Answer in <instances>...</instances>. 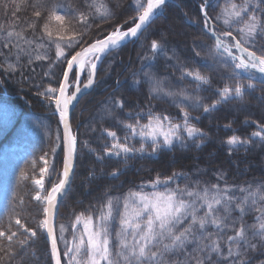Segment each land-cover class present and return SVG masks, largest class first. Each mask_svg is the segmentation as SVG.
<instances>
[{
	"label": "snow or ice",
	"instance_id": "snow-or-ice-1",
	"mask_svg": "<svg viewBox=\"0 0 264 264\" xmlns=\"http://www.w3.org/2000/svg\"><path fill=\"white\" fill-rule=\"evenodd\" d=\"M132 5L133 16L123 23L112 24L111 29L99 28L91 42L86 37L95 22L103 25L116 19L103 0H83L82 8L73 7L71 2L48 6L46 0H35L31 4L35 19L28 21L26 27L18 31L10 26L5 30L0 25V47L9 49L7 53L0 51L3 57L0 69L4 72L23 75L24 57H27V66L51 61L49 71L43 74L47 77L52 76L53 65L62 66L56 86L49 84L38 94L54 104V114H58V123L63 127L62 135L57 132L52 141L50 152L33 159L30 167L20 172L17 190L13 193L18 203L6 210V221L0 220V264H24L22 253L32 248L40 231L47 235L51 264H253L254 254L264 256V183L240 186L238 191L243 195L236 197L227 184L223 188L218 183L201 187L196 182L193 186L173 189L170 184L178 175L175 172L165 178L158 174L150 185L142 184L122 198L107 196L95 214H76L70 239L66 236L69 227L65 224L58 226L57 234L58 200L69 191L75 175V161L83 149H88L98 161L107 157L122 158L126 162L146 152L155 155L164 149L171 150L177 143L185 147L188 140L200 141L196 144L200 147L206 136L191 123L187 106L177 101L174 103L182 113L179 122L169 115L149 110L137 112L135 116L129 112L127 120H119L123 135L103 129L108 140L103 154L92 148L87 140L78 141L73 133L70 111L96 83L98 65L126 43L140 39L163 14L167 0H132ZM119 6L118 3L116 7ZM211 7L209 0H202L199 5L203 30L212 41L210 55L228 71L229 82L216 89L217 99L204 104L199 96L167 91L162 81L145 73L152 98L161 94L179 95L197 109L210 113L221 103L242 100L247 91L255 90L253 81L264 86V0H225L214 17L209 13ZM19 10L17 5L15 11ZM218 25L223 26L222 30ZM38 28L39 36L36 35ZM29 29L35 39L25 36ZM53 47L54 59L49 55ZM159 54L166 55L163 41L153 39L150 55H145L144 59L151 61ZM29 70L35 72V68L29 67ZM180 71L181 78L191 77L198 89L211 85L210 78L200 71L185 68ZM36 87L39 89L40 85ZM113 103L115 108H124L121 100ZM142 119H146V123H141ZM256 129L247 139L235 134L228 137L225 143L229 152L250 141L264 142V124L256 123ZM137 139L139 147L132 142ZM58 149L62 151L60 169L56 167ZM92 175L90 172L89 177ZM110 175L118 177L119 173L114 170ZM25 181L33 185L29 194L40 207L32 217L35 227H30L28 220L22 219L21 213L16 211V207L25 204L20 193ZM162 185L164 189L160 190ZM149 186L152 191L145 192ZM40 215L42 219L38 218ZM248 215H253L251 223L246 219ZM61 243L63 250L59 247ZM256 264H264V259Z\"/></svg>",
	"mask_w": 264,
	"mask_h": 264
},
{
	"label": "trees",
	"instance_id": "trees-1",
	"mask_svg": "<svg viewBox=\"0 0 264 264\" xmlns=\"http://www.w3.org/2000/svg\"><path fill=\"white\" fill-rule=\"evenodd\" d=\"M29 1L31 2L30 7H25L24 9L22 7L20 10V15L17 18L10 19L9 17H6L8 23H19V18L23 15L26 17V20L31 21L35 19V17L33 16L34 9L31 7V4H33L35 0ZM69 2L72 3L73 7L82 8L83 0H46L48 6H51L52 4H66ZM128 2L129 0H122L121 4H119L123 8V5L125 4L126 6ZM4 3L5 2H0V4ZM184 3H187L188 7L194 5L193 3L189 4L191 3V0H185ZM120 6L113 7V12L116 15V19L110 21L108 24L101 25L100 28L110 29L112 24L124 22L122 21V13H125L122 12L123 10ZM168 6H170L168 8L170 10H167L170 13V18L167 22L169 28L175 27L179 30L180 25L181 28H185L186 30L188 29L189 32L192 33L190 34L192 37L184 36V38H181L182 40L179 39L181 41V44L176 43L177 45H174L176 47V53L180 56H184L188 62H191L192 60L200 68L215 74L216 78L212 77L213 84L208 86L211 87V92L212 95H214V100L217 99L216 89L222 88L226 82H229L228 71L223 66L219 65L217 61L213 58V56L210 55L209 46L212 44V41L207 38V35L204 34L200 30V28L193 27L187 24L184 18L181 16L182 11H179L176 6ZM183 11L188 17H190L185 10V6H183ZM209 13L210 15H212L210 10ZM43 14L46 15L47 13L45 12ZM1 17L4 18V16ZM163 18L164 15L156 19L154 24L159 22ZM194 19H198L196 15H194ZM194 19L192 20L197 21ZM0 23L2 24L1 21ZM93 25H96V23H94ZM20 26L21 29L25 27L22 25ZM124 27L126 28L128 27V25L124 24ZM38 32H36L37 36H39L37 34ZM164 33L166 32L164 31ZM25 34H27L25 35L26 37L35 39L31 29L26 31ZM94 34L96 33L91 32L89 34V37L95 39ZM157 36L156 38L151 37L149 39L148 36L146 37V35H143L138 42L127 45L122 48V54L120 55L122 56V58L120 59L123 60L122 64L126 68H124L123 71L122 69L119 71L116 82H113L114 84L112 85V89L108 90V92L106 93H99L105 94L104 96L99 94H97L98 96H92L90 98L91 101L85 107L77 109L76 114L75 112L73 113V127H76V125L79 123V119L82 118L83 120L87 114H89L90 118L92 119V117L96 113V110L98 109V107H100V104L102 103L100 101L97 102V99H106L109 96H111V101L113 102L114 100H121L124 103V108L122 109L123 112L121 111L123 116L122 120H127L129 112H131L133 116H135L137 112L147 113L149 110L156 113L160 112L161 114L169 115L177 122L182 120V113L180 112V109H175V107H173L169 103L162 101L161 98L157 100L150 96L149 86L147 82L143 79V72L140 71L139 65H135L138 62L142 63L141 52L145 49V47V52L150 51V43L153 39H162L161 35L160 37ZM164 39H166V37H164ZM147 40L150 41L147 43ZM162 41L166 42L165 40ZM89 42H91V40ZM166 43L171 44L170 42ZM165 46L166 45L164 44V48ZM197 49L201 51L199 55H196L197 52H191V50ZM3 52H5L4 49ZM172 55L177 60V56L174 52H172ZM207 58L208 63L204 64L203 62ZM0 60H2L1 57ZM145 61L148 60H145L143 56V62ZM213 62L215 64H213ZM128 68L129 70L127 71ZM136 69L137 71H139V73L136 72ZM7 75L9 80V82L7 81L9 86L8 91L10 93L15 94L19 93L20 91H18V87L22 84V81L18 77H16V73H7ZM13 77L15 78V80H13ZM136 81H140L141 83L136 84ZM173 81L175 85H179V80L175 74L173 76ZM253 83L256 85L255 90H252V96L256 97V100L254 102L255 106H257L256 108H261L264 110L263 101L257 95L258 90H261L262 88L264 89V86H262L259 82L256 81H253ZM32 84V81L30 80V78H28L25 84L26 87L30 88ZM109 87L110 86H108L107 89ZM204 90L205 97H207L206 87H204ZM93 93L94 92L92 91L86 96H90ZM247 93L248 94L246 95H249V92ZM244 98L242 100L238 99V101L244 102ZM202 101L204 104H207V101ZM236 101L237 99H233L223 105L219 104L216 108V112L212 111L210 113H204L200 111L202 108H199V110L197 111L187 110L190 113L191 123L196 127L201 128V130L206 134L200 147L196 146V144L200 143V141L194 143L193 141L189 140L188 145L185 149H181L178 148V146H174V148L171 150L164 149L160 151L159 153L155 154L154 158H150L149 156L144 154L142 156L137 155L136 157L131 158L126 162L122 158L117 159L107 157H105L103 161H98L94 154H90L91 159H89L88 154H85L83 158H86V160L84 161L86 165L79 167L78 163L81 164L83 159H78L75 175L76 183L75 181H73L70 192L60 207L57 220L61 221L60 223H62L63 218L64 220H66L67 216L73 217L76 212H83L85 214L96 213L100 202L105 199L104 197H119L120 195H125L130 190L136 191L142 184L150 185V181L155 179L158 174L161 178H165L172 176L173 172L177 173L178 175L170 184V187L173 189L177 187L184 188L185 185L193 186L196 182H199L201 187L217 183L220 186H225L226 184L227 186L237 185L236 189L233 190V194L235 196L236 192H239L238 188L240 185L246 187L248 185L255 186L259 183H264V172L257 170V167L264 166V142H260L258 139L255 141H250V143L247 145L237 146L238 150H232L231 153L229 152V146L225 143L226 139L233 134L241 137V139H247L251 136L252 132L257 130L256 123L264 124V112L262 114L257 113L252 115H245L239 112L236 113V111L234 112L233 110H229L228 108H226L228 104L235 103ZM33 105L34 108L37 109L36 104ZM222 112H224L226 118L224 120H218L217 117L220 115L216 113L222 114ZM141 123H146V119H142ZM226 125H230V127H226ZM82 126L83 123L79 127V140L84 141L87 137L91 147L96 149L97 152L103 154L102 150L106 143L104 141H94V137L97 132L100 135V133L103 131H99L96 127V131H92L84 135ZM101 128H104V126H101ZM86 129L87 127H85V130ZM107 129H110L109 126L107 127ZM214 132H217L218 134H216L219 142V144L217 145L214 143L215 139L212 138L213 134H215ZM122 133H124V129ZM8 137L10 138V135H7V138ZM133 143H135L136 146L139 147L138 140H134ZM242 151H245L243 153L244 155L241 153ZM36 152L37 150L35 148L34 150L31 149V156H33L32 158H34V155L37 154ZM183 152L187 153L188 155L182 154ZM238 153H241V155H237ZM58 154L59 161L62 162V151L60 150ZM219 156H221V158ZM243 156H246V158H242ZM179 157L181 159H178ZM206 159H209L212 162L213 168L211 169V172H209L208 168H206V166L203 164V160ZM189 161L193 163H188ZM250 161L252 162L250 163ZM246 163L248 165L245 169L244 164ZM24 165L25 164H21L20 166L19 164L17 165V172H14L16 176L15 179H17V174H19L21 170L24 169ZM98 166H100V169ZM114 170L118 171V177H113L110 175ZM222 170H224L226 175L224 176V178L218 179L215 174H218V172ZM90 172L93 173L91 178L89 177ZM147 173L150 174L146 175ZM145 181L147 182V184L145 183ZM21 189L22 188H20V192ZM163 189L164 186L162 185L160 187V190ZM16 190L17 185H15L13 193ZM240 195H242V193H240ZM39 211L40 207L38 205L34 206L32 203H25L24 208H22V210H20L19 212L21 213V215L31 213L32 215L30 216V219L27 220L29 222L30 227H35L33 226V224H35V221H33L32 217L36 216ZM38 218L42 219L43 216L40 215ZM246 219L248 220V222L251 223L253 221V215H248ZM25 254L28 256L27 258H25ZM22 255L25 258L24 264H30V262H37L35 261V258L44 264H51L49 248L47 241L44 237V233L39 232L37 238L33 242L32 248L29 249L28 252L22 253ZM258 258L264 259V256H261L259 253L254 254L253 264L256 263V260ZM17 264H19V262H17Z\"/></svg>",
	"mask_w": 264,
	"mask_h": 264
},
{
	"label": "rangeland",
	"instance_id": "rangeland-1",
	"mask_svg": "<svg viewBox=\"0 0 264 264\" xmlns=\"http://www.w3.org/2000/svg\"><path fill=\"white\" fill-rule=\"evenodd\" d=\"M121 1L122 0H103V2L106 3L109 6V8L112 9V11H113V7L117 5L116 3L121 4ZM184 1L185 0H179L178 1L179 6H180V8H178L179 11L184 12L183 6H185V10L188 13V15L192 19H194V15H196V17L198 19H194V20L200 21L201 15L199 13L198 7L196 5H191L190 7H188L187 3H184ZM0 2H5L4 4H0V17L4 16V18L3 17L0 18V21L2 22V24L0 23V25H2L5 30H7L10 26H15L16 30L18 29V31H19L21 29L20 25L25 26V27L27 26V22L29 20H26V17L24 15L20 16V18H19L20 22L19 23H13V24L8 23V20L6 19V17H9L10 19L17 18L20 15V10L22 7H23V9L25 7H30L31 2L29 0H15V3H13V0H0ZM198 3H200V2H198ZM209 3L212 5V7L209 10L211 11L212 16L214 17L216 15V13L219 12L220 7H222L224 5L225 0H209ZM189 4H192V0H191V3H189ZM17 5H19V8H20V10L18 12L15 11ZM124 6H125V4L123 5V8L120 6L123 10L122 12L125 13V14L122 13V15H123L122 21H124L128 17L134 15V12H133L134 5H132V0H129L127 5L125 7ZM169 7L170 6L166 5V7L164 8L165 11H163V14H162V16L164 15V18L155 24L153 23L149 27L148 31L144 34V35H146V37L148 36L149 39L151 37L156 38V36L158 34L159 37L161 35L162 40H165L166 42H170L171 44H168V43L163 41V44L166 45L165 46L166 55L165 54H159L155 57L154 60H151V61L148 60V61L143 62V56L150 55V53H149L150 51L145 52V50H146V47H145V49L141 52L142 63L138 62L135 65L140 66V71L143 72L144 81L147 82V78L145 77V73H151L158 80L162 81V86L167 91H171L174 93H180L181 91H184L189 96H193V97L199 96L202 98V100L207 101V104H211L214 100V95H212L211 87H209L208 85H202L198 89L197 88V82L192 80L191 77L184 76L183 78H181L182 77V73L180 71L181 68H185L187 70L200 71L201 74L206 75L210 78L211 85L213 84L212 77H214V78H216V77H215L214 73H210V72L206 71L205 69L200 68L192 60H191V62L190 61L188 62L184 56H180L176 53V47L174 45H177L176 43H180L181 41L179 39L184 38V36L192 37L190 35L192 33H190L188 29L186 30L185 28H181L180 25H179V28H180L179 30L176 29L175 27H173V28L170 27L171 29L169 28V25L167 24L168 19L170 18V13L167 11V10H170V9H168ZM182 12H181V16L183 17ZM184 20H185V18H184ZM95 23H96V25H93L92 32L98 33L101 25H99L98 21ZM126 25H128V24H126ZM78 26H80V25H77V27ZM218 26H219V28L221 27L220 29L222 30L223 26L222 25H218ZM110 29H111V27H110ZM38 30H39V28L37 29V32H38ZM164 31L166 33H164ZM37 34L40 35V31ZM104 34H106V33H104ZM25 35H27V34H25ZM164 37H166V39H164ZM95 38H96V36H95ZM86 39H89V41L92 40V38H90V37H86ZM149 41L150 40H147L146 42L148 43ZM45 42H46V40H45ZM136 42H131L128 45L136 43ZM0 43H2V42H0ZM3 49H4L5 53H7L9 51V49H5V48L0 47V51L3 52ZM172 52H174L176 54L177 60L172 55ZM191 52L201 53V51L198 49L197 50H191ZM121 54H122V49L119 50L118 52H113L106 60H103L102 63H100V69L98 70V76L96 78V83L91 88V91H93L94 93L91 94L90 96L84 97L76 109L85 107L91 101L90 98L92 96H95V95L98 96L97 94L106 93V92H108V90L112 89V87H113L112 85L116 82L119 71L121 69L123 71V69L126 68L122 64L123 60L120 59V58H122V56H120ZM49 55L54 59V57H55L54 47L49 49ZM169 57H171V59H169ZM1 58L3 59V57H1ZM13 60H14V57H13ZM26 60H27V57H24L23 58V61L25 62L24 74L22 75L20 72L16 73V77H18L22 81V84L18 87V91H20V92L16 96V100L18 101V104L20 106H21V104L24 106H26V104H27V106H28V103H26L27 102L26 99L31 98V99H33V101H32L33 104H36V107H37L36 110L43 112V113H47V115H48V118H44V116H43V117L38 119L39 122H38L37 128L38 129L40 128L42 130L39 132V138L43 140L41 150L38 152V154H36V157L33 158V159H38L45 152H50L51 143H52V141L55 140V136H56L57 132H59L62 135V132L58 128V124H59L58 120L56 117L53 116L54 104H51L48 100H46L44 97H42L38 94V92L43 91L44 88L47 87L49 84H51L52 86H56L57 81L61 78L62 66L58 63L53 65V67L51 68L52 76L47 77V76H44L43 74H44V72L49 71L48 65L51 63V61H41V62H37L31 66H27ZM203 63L204 64L208 63V58ZM213 64H215V63L213 62ZM29 67L35 68V72L34 73L31 72L29 70ZM128 70H129V68L127 69V71ZM136 72L139 73V71H137V69H136ZM174 74L177 76V78L179 80V85L174 84V81H173ZM28 78H30V80L33 83L32 84L33 86L31 85L30 88H27L25 85L26 80ZM13 80H15L14 77H13ZM7 81L9 82L7 73L4 72L3 69H0V84H3V86L6 90H8V87H9ZM147 84H148L149 90H150V85L148 82H147ZM36 85H40L39 89L36 87ZM106 86L107 87L110 86V87L107 89ZM204 87H206L207 97H205ZM247 92H249V95L245 96L244 102L243 101L239 102L237 99V101L235 103L228 104L226 108H228L229 110H233L234 112L236 111V113L239 112V113H242L245 115H247V114L252 115V114H257V113L262 114L264 112V110L261 108H256L257 106H255V103H254L256 100V97L252 96V90H249ZM149 94L152 97V94L151 93H149ZM246 94H248V93H246ZM99 95L104 96L105 94H99ZM257 95H258V97H260L262 99L263 104H264V89L262 88L261 90H258ZM159 98H161L162 101L167 102L170 105H172L173 107H175V109H180L174 103V101H177V102H182L184 105H186L187 106L186 110H189V111L199 110L195 107V105L191 101L183 100V97H181L179 95H177L175 97H168V96H164L163 94H161L160 96L155 97V99H157V100H159ZM0 100H1V97H0ZM98 101H100L102 103L100 104V107H98V109L96 110V113L94 114L92 119L90 118L89 114H87L83 120H82V118L79 119L80 126L83 123L82 128H83L84 135H86L92 131H96V127L98 128L99 131H102L103 129L107 128L108 126L111 130L116 131L118 135H123L122 125L120 123H118L119 120L123 119V116H122L123 110L114 107V103H113V101H111V96H109L106 99H97V102ZM5 103L8 104V101H6ZM202 103H203V101H202ZM13 104L17 105L19 108V105L16 103H10L9 105H6V106L11 107ZM221 104L223 105L225 103H221ZM261 107H263V106H261ZM109 110L112 111L111 115L108 114ZM18 111H9L8 112V110H6L3 107V104H0V137L3 136L7 127L12 125L11 121H9V119H8V116L10 115L12 117H14V116L16 117ZM200 111L203 112V109H201ZM216 111H217V109L214 110V112H216ZM74 112L76 114V110ZM158 113H160V112H158ZM219 113H216V114L220 115L217 117V119L218 120H224L226 118V115H224V112H222V114H219ZM248 117H250V116H248ZM101 126H104V128H101ZM79 127H76L75 129H73V131H75ZM85 127H87L86 130H85ZM79 132H80V130H79ZM214 133L215 134H213L212 138L215 139L214 143L217 145V144H219L218 137H217L218 134H217V132H214ZM17 136H18V134H17ZM104 138H106V136L104 134L99 135L97 132V134L94 137V141L95 140L107 141V138L106 139H104ZM78 141H81V140L78 139ZM188 141H186L185 147H181V145L179 143H177L175 146H178V148H181V149H185L188 145ZM59 151L60 150L58 149L57 154H56V167H57V169H60L62 166L61 161H59V154H58ZM244 152L245 151H242L241 153L243 154ZM241 153H238L237 155H241ZM85 154H88L89 159H91L90 154H92V153H90L89 150L86 148L83 149L78 156V159H83L81 164L78 163L79 167L86 165L84 162L86 160V158H83L85 156ZM145 154L147 156H149L150 158L155 157V155H148V153H145ZM182 154L188 155L185 152H183ZM28 156H29V151L24 145H6L5 147L4 146L2 147L1 152H0V199L4 196L6 190H8V192H10V190L12 189V184H13L14 178H10V173H11L12 169L14 168V166H13L14 162L19 161V160L23 161V160L27 159ZM219 157L221 158V156H219ZM242 158H246V156H243ZM33 159L26 161L24 163L25 165L23 168L25 169V168L30 167L31 161ZM178 159H181V158L179 157ZM50 162H51V157H50ZM251 162L252 161H250V163ZM9 163L11 164L12 167L9 166ZM188 163H193V162L189 161ZM203 164L206 166V168H208V171L211 172V169L213 168L212 162L209 159H206V160H203ZM247 165H248L247 163L244 164L245 169H246ZM252 166H254V165H252ZM98 167L100 169V166H98ZM257 170L264 172V166L257 167ZM149 174L150 173H147L146 175H149ZM221 174H222V178H224V176L226 175L224 170L218 172V174H215V175L218 177V179H220L219 177L221 176ZM73 181H75V177H73ZM75 183H76V181H75ZM145 183L147 184L146 181H145ZM46 186H47V184H46ZM228 186L232 187L233 190L236 189V187H237V185H228ZM240 186H242V185H240ZM149 187H146L144 189V191L145 192H151L152 189ZM220 187L223 188L225 186L222 185ZM21 188L22 189H21L20 193L23 194L25 203H28V204L32 203L34 206H37L38 205L37 202L35 200H32L31 195L29 194L31 189L33 188V185L29 181H25V182H22ZM131 191H133V190H131ZM128 193H126L125 195H127ZM240 193L241 192H236V197H240L243 195V193H242V195H240ZM125 195H123V196L120 195L119 197L122 198ZM104 198L106 199V197H104ZM4 199L6 201H9V198H7V197H4ZM17 203L18 202L13 199V192H12L11 202H10L9 208L13 207ZM22 208H24V205L16 207V211L19 212L20 210H22ZM76 214H79V213L76 212L73 215V217L67 216L66 220H64V218H63L64 222L62 221V223H60L61 221L57 220V223H56L57 234H59L58 226L60 224H65L69 227V232L66 234V236H68L69 239L71 238V224L73 223ZM93 214H95V213H93ZM31 215H32L31 213L23 214L22 219H30ZM3 219H4V221L7 220L6 215L3 216ZM33 226H36V224H33ZM77 227H80V226H77ZM40 233H44V232L40 231ZM59 247L61 250H63L64 245L61 243L59 245ZM27 257L28 256L26 255L25 258H27ZM259 260H261V259L258 258L256 260V262ZM35 261H37V262H35V263L30 262V264H44V263L40 262L39 260H37L36 258H35Z\"/></svg>",
	"mask_w": 264,
	"mask_h": 264
},
{
	"label": "water",
	"instance_id": "water-1",
	"mask_svg": "<svg viewBox=\"0 0 264 264\" xmlns=\"http://www.w3.org/2000/svg\"><path fill=\"white\" fill-rule=\"evenodd\" d=\"M134 41V40H133ZM130 42H128V43H126V45L127 44H129ZM122 48V47H121ZM99 67H100V64L98 65V69H97V74H98V70H99ZM97 74H96V77H97ZM91 91V89H89V90H87V93L88 92H90ZM77 105V103H75V106ZM74 106V107H75ZM72 111V110H71ZM71 111H70V113H71ZM71 116V115H70ZM62 131H63V128H62ZM76 134V133H75ZM75 165H76V161H75ZM74 171H75V169H74ZM72 181H73V179H72ZM72 181H71V183H72ZM70 187H71V184H70V186H69V190H70ZM68 194V193H67ZM65 198V196L62 198V200ZM62 200H58V209H59V207H60V204H61V202H62ZM56 220H57V217H56ZM56 220H55V224H56ZM45 235H46V233H45ZM46 237V240H47V242H48V244H49V241H48V239H47V235L45 236ZM49 249H50V244H49Z\"/></svg>",
	"mask_w": 264,
	"mask_h": 264
},
{
	"label": "bare ground",
	"instance_id": "bare-ground-1",
	"mask_svg": "<svg viewBox=\"0 0 264 264\" xmlns=\"http://www.w3.org/2000/svg\"><path fill=\"white\" fill-rule=\"evenodd\" d=\"M155 21H156V20H155ZM109 56H110V55H109ZM107 58H108V56H107ZM107 58H106V59H107ZM106 59H105V60H106ZM29 98H30V97H29ZM29 101H30L31 103H33V102H32L33 99L30 98ZM59 208H60V207H59Z\"/></svg>",
	"mask_w": 264,
	"mask_h": 264
}]
</instances>
